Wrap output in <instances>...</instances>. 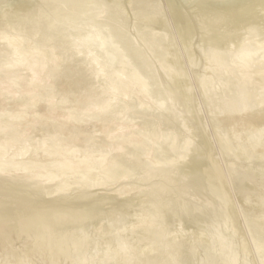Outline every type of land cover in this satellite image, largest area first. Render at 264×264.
<instances>
[{
  "label": "bare ground",
  "instance_id": "1",
  "mask_svg": "<svg viewBox=\"0 0 264 264\" xmlns=\"http://www.w3.org/2000/svg\"><path fill=\"white\" fill-rule=\"evenodd\" d=\"M129 7L136 22L141 21V31H145L141 34L147 45H143L155 50L159 69L164 73L161 75L169 78L162 77L168 81L164 89L156 76L160 70L154 71L156 66L148 61L153 50H149L146 60L147 50L140 49L145 46L136 43V47L132 40L135 35L129 37L134 33L130 31L133 26H126L130 32L126 31V18L132 16ZM75 20H80L81 25ZM74 21L79 27L73 23L76 28L70 29L68 24ZM170 22L174 24L173 34L185 45L183 51L191 58L186 57L190 65L195 54L199 56L201 52L197 48L199 52H195L196 39L203 50L204 56H200L208 60L209 71L214 69L222 75L229 68L222 59H237L233 60L236 94L219 103L217 100L215 105L220 113L231 107L233 117L221 114L216 120L223 126L216 128L223 131L225 126L230 130L234 120L245 116L249 135L260 131L259 139L250 141L253 151L246 166L229 162L225 171L206 132L209 125L206 123L204 128L205 123L200 122L203 117L199 120L188 109L185 115L194 116L188 126L185 115L177 110L174 113L177 100L188 104L191 95L186 70L180 65L184 56H179L169 35H165L171 31ZM248 34L262 40L251 38L248 42ZM261 35L264 36V0H0V264H29L42 255L38 264H89L84 255L95 246L93 241H85L83 228L106 217L119 220H112L117 223L115 232L106 236V231V241L100 234L106 247L101 264H106L112 254L115 263L131 261L135 243L129 244L127 230L130 235L142 232L139 238H132L147 246L138 251L133 264H241L236 256L237 235L232 231L238 227L239 211L244 212L252 236L261 245L260 260L264 264ZM117 55L120 58H115ZM199 57L196 59L200 61ZM149 81L155 85L150 91H156L158 97L160 93L169 103L163 98L156 101L149 94ZM212 103L209 104L214 106ZM137 113L150 117H146L149 120L143 129L135 121L143 117H131ZM163 123L175 128L161 130L159 125ZM187 126L193 132L194 143L183 139L182 131ZM244 132L234 134L238 151L242 150L239 148ZM133 172L139 173L135 181ZM140 204H146V211L137 210L140 213L133 218L130 211ZM117 211L122 212L121 216ZM130 215L133 222L125 229L122 223ZM180 221L196 231L208 223L204 229L209 228V233L202 231L198 240L195 238L198 242H192L193 238L183 240L177 230L181 238L171 235L169 224L181 228L177 225ZM112 233L116 238L111 248ZM92 236L95 237L93 233ZM201 243L204 254L199 250L203 256L196 261V249ZM152 246L156 249L149 248Z\"/></svg>",
  "mask_w": 264,
  "mask_h": 264
},
{
  "label": "rangeland",
  "instance_id": "2",
  "mask_svg": "<svg viewBox=\"0 0 264 264\" xmlns=\"http://www.w3.org/2000/svg\"><path fill=\"white\" fill-rule=\"evenodd\" d=\"M130 8V7H129ZM130 11L132 12L133 10H131V8H130ZM130 14V13H129ZM131 15V14H130ZM128 17H130V18H128ZM126 19H129V21L132 23V21L134 20L135 21V24L134 23H130L129 21H127L126 19V24H128L129 23V25H125V28H127V32L131 29V27H132V29L134 28L135 30H130V31H133L134 33H127V34H129V37L130 36H132L133 34L135 35H133L134 36V38L132 39L131 37V39L133 40V42H134V45L136 46V43H140L142 46H145V45H147V44H145L144 42V40H142V37H144L142 34H144L145 33V31H141V29H142V25H138V24H142L141 23V21L138 19L137 21H140V23L138 22H136V20L134 19L135 17L133 16V12H132V16H128ZM130 19H132V20H130ZM75 21H78V20H75ZM72 22L71 23V26H70V24H68L69 25V28L70 29H75L76 28V24H78L77 22ZM80 21V20H79ZM78 21V22H79ZM133 21V22H134ZM171 21V20H170ZM81 22V21H80ZM80 22H79V24H80ZM73 23H76V24H73ZM136 23H137V25L138 26H136L137 27V29L138 28H140V30H139V32L137 31V29H136V27H134L135 25H136ZM79 24H78V26L77 27H79ZM131 24V25H130ZM134 24V25H133ZM172 24V25H171ZM74 25H75V27H74ZM81 25V24H80ZM170 27H171V29H169V30H171L169 33H166L165 35H166V37H168V35H169V38H170V43H172L173 45H174V48H177L176 50L179 52V56L181 55V56H184L183 58L181 57L180 59H183V60H181V61H183V63L181 62L180 63V65L182 66H179V68L181 67V69L184 71V70H186V73H184L185 75H186V80H188V81H186L188 84V86H187V89L190 91V95H191V99H190V102L188 103V104H181L182 102L181 101H179V100H177V101H175V102H177V103H175V105L177 104V106L174 108L175 109V111L177 110V111H179L180 113H178L177 111L175 112L174 110V113L176 114V113H178V114H180V115H182V116H184L185 115V113H187L188 112V109H191L192 110V112L194 113V114H196L197 115V118H199V120L203 117L204 118V121L205 120H207L206 122H203V118L201 119V121L200 122H202L201 124L203 125V123H205L203 126H204V128H205V125H206V123H207V125H209V126H207V127H209V129L206 127V132H207V134H208V137H209V139L211 140V143H212V146H213V148H214V150L216 151H214L215 152V157L217 158V161L220 163V165H222V167L223 168H225L224 170L226 171V167L230 164L229 162H231V163H234V164H237V162H238V164L237 165H244V166H246V161H247V164L249 163L248 162V159H249V157L252 155V151H253V143H250V141L252 140H254V142L257 140V138L259 139V137L261 136V135H259L260 134V131L258 130V133H255V132H257L256 130L255 131H252L253 133V135L255 134L256 136H251V135H249V132H247L248 130H246L247 128H249V123H247V120H246V118H245V116H242V117H239V119L238 120H234V124H232V127H231V129L230 130H227V127L225 128V126L224 127H222V130L223 131H221L220 130V128H216V125H220L221 123L218 121V120H216V118L217 117H220V115L222 114V115H230V117L232 116V112H231V107H226V108H224V109H222V112L220 113L219 111V108H218V110L217 109H215V108H217L216 106H218V103H219V101H225L228 97H231V96H234L235 94H236V89L235 88H237L238 87V85H237V83H236V79H237V76H236V74H237V72H235V69H233V68H235V64H234V61L236 62V57H234L236 60H234V59H228L229 61H227L225 58L224 59H222L223 61H224V65H227V67H229V68H227V70H226V72H224L222 75H221V73H220V71H214V69L212 70H208L207 68H206V66L208 67V64H207V62H208V60H206V58L204 57V59H203V57L202 56H200V55H203V54H201V52L203 51L202 50V47H199L198 45H199V43L197 44V39H196V43H194V48L196 49H198V50H200L201 52H200V57L199 56H196V54H195V56L192 58V66H193V69L190 67L191 65H190V61L187 63V59L189 58L187 55V52L185 51H183V50H185L186 48H185V45L183 44V42L182 41H180V39H179V37H178V35L176 34V33H174L173 34V32L172 31H175V28H174V24L172 23V22H170ZM73 26V27H72ZM126 26H129L130 27V29H128V27H126ZM173 27V28H172ZM152 28V27H151ZM173 29V30H172ZM154 30H157L156 32H158L160 29H154ZM169 30H167V31H169ZM129 31V32H130ZM137 31V32H136ZM141 31V32H140ZM166 31V32H167ZM136 33V34H135ZM142 33V34H141ZM141 34V35H140ZM138 35V36H137ZM170 35H171V37H170ZM136 36H137V39H135L136 38ZM247 36V35H246ZM248 36H249V34H248ZM250 37V39L248 40V42H251L252 41V39H254L255 38V40L257 39H261V38H258V36H255L254 38H252L251 36H249ZM257 37V38H256ZM260 37V36H259ZM261 37H263V39H264V36H262L261 35ZM168 38V39H169ZM172 38V39H171ZM252 38V39H251ZM134 39H135V41H134ZM137 40V41H136ZM139 40H141L143 43H141V41H139ZM173 40V41H172ZM251 40V41H250ZM262 40V39H261ZM180 44H179V43ZM120 44V43H119ZM140 44H137L138 46L140 45ZM143 44H145V45H143ZM177 44H179V45H177ZM181 44H183V45H181ZM195 44H197V46L198 47H196V45ZM140 45V46H141ZM122 46V44L120 45V47ZM184 47V48H182V47ZM137 47V46H136ZM147 49H146V48ZM145 47H142V48H140L141 50H147V51H143L144 52V54H146V52H147V55H145L146 56V60L149 58L148 56L151 54V53H149V52H151V51H149V50H153V48L151 47V46H145ZM150 47V48H149ZM179 47H180V49H179ZM122 48V49H121ZM120 49L121 50H123L124 49V47H121ZM143 48H145V49H143ZM152 48V49H151ZM182 48V49H181ZM197 49L195 50V52L197 51ZM181 50V51H180ZM108 51V50H107ZM120 51V50H119ZM124 51L126 52V50L124 49ZM123 51V52H124ZM154 51V52H153ZM152 51V53L154 54L155 53V50H153ZM183 51V52H182ZM106 52V51H105ZM104 52V53H105ZM124 52V53H125ZM199 51H197L196 53H198ZM181 53V54H180ZM203 53V52H202ZM106 54V53H105ZM125 54H127V52L125 53ZM151 54L150 55V57H151V61H150V59H148V61H149V63H151L152 64V66H153V64L156 66H154L155 67V70H154V68L151 66V68H153L152 70H154V71H159L161 68L159 67L160 66V63H159V60L156 58L157 56H156V54ZM187 54V55H186ZM154 56V59H156V60H154V59H152V57ZM204 56V55H203ZM120 58V56L119 55H117V57L115 56V58ZM127 57H128V55H127ZM130 57V56H129ZM186 57H188L187 59H186ZM196 57L198 58L199 57V59H200V61L198 60V59H196ZM228 58V57H227ZM101 59H103V56H102V54H101ZM186 59V60H185ZM190 60H191V58H189ZM193 59H195V61H193ZM116 60H118V59H116ZM156 62V64H158V66L154 63V61ZM197 60H198V62H197ZM204 60H205V62H204ZM234 60V61H233ZM187 64H186V63ZM195 62V63H194ZM201 62V64H202V66H201V64H198V63H200ZM115 63V62H114ZM131 63H133V60L131 59ZM198 65H197V64ZM204 63V64H203ZM184 64H186V69H185V65ZM196 64V65H195ZM207 64V65H206ZM117 65V64H116ZM195 65V66H194ZM203 65H204V67H203ZM189 66V67H188ZM234 66V67H233ZM194 67H196V68H194ZM203 67V68H202ZM160 68V69H159ZM189 70H188V69ZM192 70H191V69ZM205 68L207 69V71H206V73H205ZM202 69H204V71H202ZM232 69V70H231ZM234 70V71H233ZM189 71V72H188ZM203 72V73H201V72ZM212 71H213V73H212ZM142 72V71H141ZM144 72V71H143ZM142 72V73H143ZM185 72V71H184ZM188 73V74H187ZM209 73H210V75L212 74V76H210L209 75ZM144 74V73H143ZM146 74V73H145ZM157 74H159V75H157ZM161 74H164L163 73V71L162 70H160V73L159 72H156V76H158L157 78H158V80H160V81H158V84L159 83H162V85L160 84V86H162V88L164 89V88H166V86L168 85L167 83H168V81H169V78L167 79V76L166 75H161ZM202 74V75H201ZM203 76V75H205V79L206 78H208V75H209V78L208 79H204V78H202L201 76ZM215 75V76H214ZM161 76V77H160ZM165 76H166V80H168L167 82H166V80L164 79L165 78ZM198 76H200V79L198 78ZM214 76V77H213ZM160 77V78H159ZM162 77H164V78H162ZM204 77V76H203ZM211 77H213V78H211ZM218 77H220V78H218ZM230 77H232V78H230ZM197 78V79H196ZM202 78V79H201ZM214 78H216V79H214ZM210 79H214L215 81H212V80H210ZM221 79V80H220ZM150 80V79H149ZM165 80V81H164ZM201 80H205L204 81V83H206V84H204ZM210 81V83H212L213 82V84H214V86H213V84H211L212 86H209V84L210 83H208L209 81ZM217 80V81H216ZM162 81V82H161ZM198 81H200V82H198ZM151 81H149V83H150ZM103 83H105L104 81H103ZM103 83L101 84V85H103ZM191 83V84H190ZM200 83H202V84H204V86H202V84H200ZM216 83V84H215ZM217 83H219V84H217ZM151 84V86H148V88H149V94L152 96V97H154V98H157V100L156 99H154V98H150L151 100H156V101H158V99H159V101L163 98L162 97V95L159 93L158 95H160L161 96V98H160V96L158 97L156 94V91H154V92H152V91H150V90H152L154 87H155V85H153L154 83L153 82H151L150 83ZM149 84V85H150ZM207 84H208V86L209 87H207ZM153 85V86H152ZM164 85V86H163ZM202 86V87H201ZM215 86H217V88H215ZM151 87H153V88H151ZM206 88V89H204V88ZM211 87V88H210ZM213 87V88H212ZM151 88V89H150ZM202 88V89H201ZM216 89V91H214L215 89ZM205 91H204V90ZM207 89H208V92H207ZM210 89H212L211 91H209ZM154 90V89H153ZM204 92H206V93H204ZM235 92V94H232V93H234ZM210 95V94H212V95H208V94ZM205 94H207L208 95V97L205 95ZM230 94H232L231 96H230ZM149 95V96H150ZM155 95L157 96V97H155ZM192 95H193V97H192ZM204 95L206 96V97H204ZM209 97H211L212 99L213 98H215V100L213 99L212 101H211V99L209 98ZM208 99V101H207V99ZM164 99V98H163ZM175 100V99H174ZM210 100V101H209ZM218 100V101H217ZM164 101H166L165 99H164ZM218 103H217V102ZM169 103L170 101H166V103ZM211 102H213L212 104H214V106L213 105H211V104H209V103H211ZM215 102V103H214ZM178 103H180V104H178ZM217 104V105H216ZM216 105V106H215ZM164 106H166V104L164 105ZM212 106H213V108H212ZM217 110V111H216ZM167 111V110H166ZM165 111V112H166ZM190 113H188V115H189ZM133 116H131V117H134V119H138V118H142L143 117V123H140V122H142L141 121V119H139L140 120V122H139V120H135L137 123H138V126L140 127V128H142L143 129V127L144 126H146L144 123H147L146 121L147 120H149L148 118H150L149 116H145V114H143L142 115V113L140 114H132ZM138 115H140L139 117H138ZM200 115V116H199ZM136 116V117H135ZM187 114L184 116L185 117V119H187L186 120V123H187V125L189 126V124H190V119L191 118H193L194 119V116L193 115H190V116H187ZM146 117H148V118H146ZM233 117V116H232ZM147 119V120H146ZM216 120V121H215ZM215 124H214V123ZM219 122V124H216V123H218ZM150 123V122H149ZM209 123V124H208ZM164 124V123H163ZM163 124H161V125H159V127H160V129L162 130V127H163V130L164 129H166V130H168V129H174L173 127H169V125H167V127H166V124H164V126H162ZM222 125V124H221ZM150 127L152 126V128H153V126L154 125H149ZM186 127L182 132H184V136H183V139H185V141H192V143H194V140H195V137L193 136V132H192V130L189 128V127ZM223 126V125H222ZM149 127V128H150ZM155 127V126H154ZM218 127H221V126H218ZM261 127H263L262 129H264V126H261ZM220 130V131H217V130ZM225 130H227V131H225ZM243 130H245V132H244V134L245 135H243V139L241 140V146H242V148H239V149H242V150H240V151H243V153H240L239 154V152L240 151H238V147H237V149H236V144H237V140L235 141V136H234V134H236V131H238V132H241V131H243ZM163 132H166V131H163ZM177 134H178V132H177ZM235 137V138H234ZM183 139H182V141H183ZM158 141H162V139L161 140H158ZM182 141H180L179 140V145H181L182 143ZM249 141V142H248ZM191 143V144H192ZM236 143V144H235ZM233 144H235V145H233ZM252 144V146H247V145H251ZM160 146V145H159ZM233 146L235 147V150H237V151H235V152H237V153H235L233 150H234V148H233ZM238 146V145H237ZM228 148H230V151H228ZM231 148H232V151L235 153H233L232 151H231ZM249 148V149H248ZM251 148V149H250ZM252 150V151H251ZM165 151V149H164V147H163V152ZM162 152V153H163ZM232 152V154H231V156H232V158H231V156H230V153ZM165 153V152H164ZM163 153V154H164ZM190 154L192 153V150H191V152H189ZM162 154V155H163ZM236 154H237V156H236ZM233 155H235V157H236V159H235V157H233ZM243 155H244V157H245V159H244V157H243ZM167 156V155H166ZM239 156L242 158V160H240L241 158H239ZM164 157H165V154H164ZM229 157L232 159H230L229 160ZM239 159H238V158ZM256 158V159H255ZM254 158V160L257 162L259 159L257 158V157H255ZM239 160H240V162H239ZM243 162V163H242ZM229 163V164H228ZM241 165V166H242ZM136 173V174H135ZM138 175H139V173L138 172H133V175H132V178L134 179V181H135V179H136V177H138ZM134 176H136V177H134ZM145 187H141L140 189H142L141 191H142V193H143V191L145 192V189H144ZM140 189H139V191H140ZM144 189V190H143ZM142 195V194H141ZM144 196V194L142 195V197ZM141 201H144V199L142 198V200ZM145 205L146 204H140V205H138L137 207H134V208H132L131 209V211H130V213H132L133 215L135 214H138V213H140V212H138L137 210H139V209H142L143 208V211L145 212L146 211V208H145ZM142 206V207H141ZM144 206V207H143ZM139 207V208H138ZM145 209V210H144ZM238 209H239V207H238ZM132 210H134V211H132ZM136 211V212H135ZM139 211H141V212H143L142 210H139ZM118 212H120V211H117V216H118V214H120L119 216H121V213L122 212H120V213H118ZM130 213H128V214H130ZM239 218H238V220H239V224L237 225L238 227H236L235 228V230L236 231H234V230H232L233 231V233H234V235H237L236 237H235V241L237 242L236 244H237V246H238V249H237V251H236V256H237V258H238V260H239V263H241V264H244V263H246V262H249L250 264H263V261L262 260H260V257L263 255L262 254V252H260V250H261V245H260V243H258L259 241L258 240H256V238L254 237V236H252V231H251V226H250V224H249V222H248V220L244 217L245 215H244V212L243 211H239ZM135 215L133 216V218L135 217ZM128 217H130V218H128ZM127 217V221H128V223H127V221H124V223H122V225H126L125 226V229L126 228H128V227H130V223L131 222H133L132 220L133 219H131L132 217H131V215L130 216H128ZM102 219H103V221H102ZM109 219V218H108ZM107 219V217L104 219V218H101V219H97V220H95V224H97V221L99 220V223L97 224V226H95V229L93 228V226L95 225L94 224V222L91 224H88L89 225V227L90 228H92L91 230H89L90 228H88V225H86L83 229H84V233H85V235H86V239L87 240H85V241H90L91 240V242H92V244L95 246L91 251H87L86 252V254L84 255V257L86 258V260L88 261V263L90 264V263H93V264H101L102 263V253H103V251H105V242H103V240H104V238L106 237V236H108V234L111 232V231H114L115 229H113V227L115 228V226H116V222H118V220L116 219V218H112V217H110V219L108 220ZM117 220L115 223H114V221L112 222V220ZM105 220V221H104ZM126 220V219H125ZM113 223V225L111 224V222ZM106 222V223H108V222H110V223H108V224H104V223ZM126 222V223H125ZM179 222H177V225L179 226H181V228H177L176 227V225L174 224V225H172V223H170L169 225H170V229H171V232H170V234L171 235H177V236H181V235H179V234H182V239H183V237H184V239L186 240V239H188L187 241L189 242V239L191 240V238H193V240H191L192 242H195L196 241V239L198 238V235H200V233L203 231L204 233H209V232H207V230L209 231V228H206L207 226L209 227V225H208V223H206V224H204V226L206 225V227H205V229H204V226H202L203 228L201 229H199L200 230V232H199V230L198 231H196L197 230V228H196V230L195 229H193L194 227H192V226H189V225H187L185 222L183 223L182 221H180V223L181 224H178ZM109 224H110V226H109ZM90 225H92V226H90ZM102 225H103V227H102ZM186 225V226H185ZM110 228H109V227ZM174 226V227H173ZM179 226V227H180ZM185 227V228H183V227ZM239 226H240V228H239ZM243 226V227H242ZM104 227H106V228H108V229H105L104 230ZM192 227V228H191ZM173 228H175V229H173ZM94 229V230H93ZM102 229L104 230V232H102ZM113 229V230H112ZM178 229H180V231L181 232H179V230ZM190 229L192 230V232H189L190 231ZM205 231H204V230ZM239 229H240V231H239ZM178 231V233H177V231ZM185 230L188 232V237H190V238H188V237H186V232H185ZM86 231V232H85ZM97 231V232H96ZM106 231H107V233H106ZM126 230H124V233L126 234V232H128V234H129V237H128V240H129V244L131 245V246H133V244H134V246H133V249H135L134 251V257L133 258H135L136 257V255L140 252V251H142L143 249H145V248H147V246L143 243H136L134 240H133V238L135 239V237L136 236H138V237H136V239L137 238H139V235L140 236H142V232L140 233L139 232V234L137 235V233H132V235H130V233H129V231L127 230L126 232H125ZM196 232V234H193V233H195ZM238 231V232H237ZM94 232H96V233H94ZM115 232V231H114ZM183 232H185V234L183 233ZM235 232H237V234H235ZM240 232V233H239ZM92 233H93V235H95V237L94 236H92ZM97 233H99V235L101 234H103V237L100 235H98ZM104 233H106L105 235H104ZM191 233V234H190ZM136 234V235H135ZM184 234V235H183ZM202 234V233H201ZM239 234V235H238ZM241 234V235H240ZM243 234H247V236L245 235V237L244 238H246V239H244L243 238ZM133 235L135 236V237H133ZM191 235V236H190ZM192 235H195L194 237L192 236ZM131 236V237H130ZM239 236V237H238ZM93 237V238H92ZM97 237V238H96ZM100 237V238H99ZM102 237V238H101ZM133 237V238H132ZM180 237V238H181ZM208 236H206V238H207ZM238 237V238H237ZM107 239H108V237H106ZM105 238V240L104 241H106L107 239ZM115 235L112 233V234H110V239H109V241H110V246H111V248L112 247H114V245H115ZM196 238V239H195ZM238 240H237V239ZM93 239V240H92ZM95 239H97V240H95ZM98 239H99V241H98ZM102 241H101V240ZM181 239V240H182ZM183 239V240H184ZM208 239H209V237H208ZM244 239V240H243ZM195 240V241H194ZM198 240V239H197ZM248 242H247V241ZM190 241V242H191ZM209 242V240H206V242ZM196 242H198V241H196ZM207 242V243H208ZM100 243V244H99ZM104 243V244H103ZM210 243V242H209ZM208 243V244H209ZM204 244V243H203ZM206 244V243H205ZM244 244V245H243ZM104 245V246H103ZM200 245V247H197V251H196V256H197V259H196V261H198V260H200L201 258H202V256H203V254H204V249H203V251L201 250L202 248V243L201 244H199ZM204 247V246H203ZM149 248H153V249H156L155 247H149ZM201 248V249H200ZM205 248V247H204ZM199 250H201L202 252H203V254H202V252L201 251H199ZM139 251V252H138ZM200 252H201V254H200ZM112 254V253H111ZM198 254H200V256L198 255ZM43 255H42V257L41 256H36L35 258H33V259H31L29 262V264H38L39 262H41L42 260H43ZM62 258H63V256H62ZM113 258V254L110 256V258H108V261L106 262V264H120V263H115L114 262V260L112 259ZM131 259V261L130 262H127L126 264H133V262H135V260L134 259ZM195 261V262H196Z\"/></svg>",
  "mask_w": 264,
  "mask_h": 264
}]
</instances>
